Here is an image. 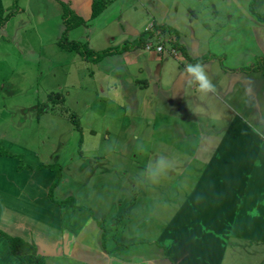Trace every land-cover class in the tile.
<instances>
[{"label": "rangeland", "instance_id": "1", "mask_svg": "<svg viewBox=\"0 0 264 264\" xmlns=\"http://www.w3.org/2000/svg\"><path fill=\"white\" fill-rule=\"evenodd\" d=\"M241 1L246 9L251 2ZM6 2V11H14L15 15L0 27V143L9 142V152L14 146L35 150L41 162L59 166L62 183L53 189V196H73L77 205L88 207L101 220L105 236L112 230L117 242L151 241L150 231L155 226L161 228L186 195L181 197L182 182L175 183L178 189L173 194L157 186L155 203V194L149 190L153 175L166 173L163 168L169 166L172 144L178 143L173 150L180 149L182 141L187 149L195 148L197 143L210 149L214 141L208 139L203 144L199 137L214 128L218 130L233 110L240 111L233 102L236 92H221L215 82L212 92H202L184 68L189 61L205 62L203 69L211 80L219 75L221 63L230 67V61L220 60V50L210 40L219 37L221 46L226 26L236 19V7L230 0H157L159 12L174 16L163 24L175 32H157L147 40L153 45L151 52L146 51V42L134 51L140 61L125 66L121 54L92 63L77 52L62 49L58 41L63 25L59 32L53 11L50 15L55 23L44 28L38 15L20 13L23 0H17L13 8L12 0ZM121 5L127 9L110 16L118 23L109 29L127 31L134 27L142 31L139 17L150 19V3L121 0ZM241 31L245 32L246 27ZM80 33L78 30L76 40L83 43L85 37H78ZM136 37L124 36L111 47ZM249 39L252 44L251 36ZM157 42L163 47L160 53L154 52ZM181 44L191 48L196 45L190 49L192 54L211 57L196 61L201 58L187 55L190 59L183 58L184 65L176 64V57L169 53L171 46L179 51ZM98 45L93 47L109 46ZM246 47L248 50L250 45ZM149 56L152 60H147ZM155 57L158 60L154 61ZM170 62L176 66H170ZM215 92L220 102L214 101L211 93ZM166 181L171 184L172 178ZM165 205L169 213H165ZM140 223L143 228L137 226ZM110 224L117 227L113 229Z\"/></svg>", "mask_w": 264, "mask_h": 264}, {"label": "crops", "instance_id": "2", "mask_svg": "<svg viewBox=\"0 0 264 264\" xmlns=\"http://www.w3.org/2000/svg\"><path fill=\"white\" fill-rule=\"evenodd\" d=\"M23 1L20 13L30 11L38 15L44 28L54 22L50 15L53 11L59 32L61 23L63 25L60 2L67 5L86 23L70 30L67 33L69 40L78 41L76 34L80 30L78 37H85L83 43L94 51L104 47L93 45L107 43L111 47L115 40L119 42L124 36L138 37L154 25L174 19L173 15L168 16L165 11L161 13L156 9L157 0H145L150 3L152 12L149 20L148 16L139 17L138 25L144 26L142 31L134 27L127 31L123 28L111 31L109 28L118 21L116 23L117 19L110 16L124 8L121 0H107L106 8L95 19H90L92 0ZM230 1L237 9L234 12L236 19L226 26L221 46L219 37L210 40L220 50V60L223 63L230 61V67L221 63L219 75L210 81L215 82V86L219 85L221 92H236L235 97L232 95L233 102L240 111L235 113L233 110L218 130L214 128L199 137L203 144L208 139L214 141L210 149L201 147L199 143L195 148L187 149V143L182 141L180 149L175 146L178 150H173L178 143L172 144L169 166L162 164L166 173L153 175L149 190L151 188L155 194V203L159 194L157 186H164L173 194L174 189H178L175 183L182 182L180 191L184 190L181 197L186 195L181 206L174 214L171 213L162 227L156 229L155 226L150 231L151 241L117 242L112 230L105 236L101 220L93 216L88 207L77 203L69 206L56 203L73 196H53L54 202L51 201L48 191L55 173L36 169L39 164H48L41 162L35 150L14 146V150L9 152V142L0 143L6 149L0 146L7 153L21 157L29 169L17 171L19 162L16 158L0 156V231L34 243L37 251L46 252L45 264H264V75L262 70L252 68L259 60L264 66V22L260 20L264 17V0H252L251 9L250 2L246 9L241 0ZM142 2L136 0L137 4ZM7 7L6 0H0V9ZM245 27V32H239ZM247 45H250L248 50L245 49ZM195 47L181 44L180 50L176 51L171 46L176 64L184 65L183 58L190 59L187 55L192 58L209 56L192 54L190 49ZM134 51L121 54L125 66L140 61L139 54ZM156 57L154 61L158 60ZM147 60H152L151 56ZM238 60L246 64H239ZM176 64L170 62V66L175 67ZM199 64L206 68L205 62ZM211 94L214 101L220 102L216 92ZM188 115L196 119L195 115ZM181 124L183 126V120ZM169 177L172 178L171 184L165 182ZM184 181L188 182L187 186ZM139 184L142 185L143 181ZM164 211L169 213L166 205ZM101 215L106 219L109 217ZM137 226L143 228L144 225L140 223ZM110 227L114 229L117 224H110ZM0 264H18L2 237Z\"/></svg>", "mask_w": 264, "mask_h": 264}, {"label": "trees", "instance_id": "3", "mask_svg": "<svg viewBox=\"0 0 264 264\" xmlns=\"http://www.w3.org/2000/svg\"><path fill=\"white\" fill-rule=\"evenodd\" d=\"M12 2L13 5L11 8L16 6L17 0H12ZM60 5L62 8V22L64 25V29L59 38L58 45L66 51L77 52L85 61H90L92 63H98L102 60V58L111 56L112 54H124L125 52H132L134 50L143 48L147 40H149L157 32L167 35H171L175 32L173 29L165 25H154L150 29L143 31L136 39L132 41H125L122 44L114 47L106 48L100 51H94L89 49L86 43L69 40L67 38V33L70 30L78 26L85 25L86 23L81 17L77 16L71 9H69L67 5L62 2H60ZM106 6L107 0H92L90 19H95L96 17H98L106 8ZM251 7L252 0L249 3V8L251 9ZM13 15H15L14 11H6V9H0V27H2L5 22ZM260 20L264 22V17H260ZM208 57L209 56H206L205 58ZM200 58L201 59H196V61L204 60V57ZM252 68H254L255 70H262V72L264 73V66H262L260 60ZM0 156L16 158L19 162L17 171L27 168L29 169L28 166L22 163L21 157L7 153L1 146ZM36 169H47L55 173V178L48 191L49 199L54 202L52 191L53 188L61 182V168L59 166L39 164ZM56 203L59 206H69L75 203V201L73 197H67L62 201ZM0 237H2L7 242L9 252L17 260L18 264H45L44 256L46 255V252H39V250L37 251V246L34 243H27L18 237H11L9 235H6L2 231H0Z\"/></svg>", "mask_w": 264, "mask_h": 264}, {"label": "clouds", "instance_id": "4", "mask_svg": "<svg viewBox=\"0 0 264 264\" xmlns=\"http://www.w3.org/2000/svg\"><path fill=\"white\" fill-rule=\"evenodd\" d=\"M185 72L191 80L196 82L200 91L208 92L213 90V85L201 64H187L185 66Z\"/></svg>", "mask_w": 264, "mask_h": 264}, {"label": "built area", "instance_id": "5", "mask_svg": "<svg viewBox=\"0 0 264 264\" xmlns=\"http://www.w3.org/2000/svg\"><path fill=\"white\" fill-rule=\"evenodd\" d=\"M151 48H153V45L151 46L150 45V43H147L146 44V46H145V49H146V51H149L150 52V49ZM162 50H163V47H162V45L161 44H157L156 46H155V53H160V52H162ZM170 54L171 55H174V50H170Z\"/></svg>", "mask_w": 264, "mask_h": 264}]
</instances>
